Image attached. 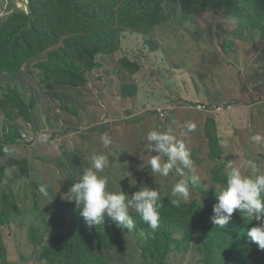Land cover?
<instances>
[{"label": "rangeland", "instance_id": "374dc122", "mask_svg": "<svg viewBox=\"0 0 264 264\" xmlns=\"http://www.w3.org/2000/svg\"><path fill=\"white\" fill-rule=\"evenodd\" d=\"M208 1L213 5L205 12L197 0H163L166 22L155 27V36L122 29L110 52L91 59L99 50L94 45L81 59L73 46L82 32L67 34L65 42L44 41V51L36 44L40 29L56 24L57 4L0 0V32L14 31L21 42L30 36L34 52L18 71L0 65V148L16 149L11 157L0 151V264H264V250L256 243L242 247L231 235L243 225L234 213L209 252L202 227L174 231L175 222L169 223L167 234L173 235L167 244L159 232L166 227L159 222L152 230L130 209L136 228L120 230L113 248L101 250L94 237L99 233L63 198L90 167L93 153L108 155L104 174L110 191L121 188L130 198L141 186L159 187L162 202L172 198L174 183L186 180L191 196L183 205L215 204V185L224 183L230 166L246 174L264 172V143L251 140L259 131L264 136L258 112L260 106L264 112V101L252 100L263 83L247 76V65H240L234 78L231 64L237 58L231 51L239 54L240 46L258 41L264 46V0ZM239 41L244 43L237 47ZM251 49L244 53L253 55L247 62L260 57V50ZM55 52L53 58L67 54L63 67L50 62ZM71 60L82 68L81 84L71 83L64 72L54 75ZM260 60L264 66V56ZM258 116L259 127L240 133ZM189 123L196 129L185 134ZM152 130H170L184 142L193 168L178 165L182 174L174 167L168 178L152 176L148 160L155 153L147 148ZM41 134L49 140L39 142ZM104 134L112 141L107 148L100 140ZM9 169L12 174L6 175ZM192 177L199 182L193 185ZM42 185L47 197L39 192ZM70 236L74 243L65 249ZM78 252L85 255L81 261Z\"/></svg>", "mask_w": 264, "mask_h": 264}, {"label": "clouds", "instance_id": "9594fccd", "mask_svg": "<svg viewBox=\"0 0 264 264\" xmlns=\"http://www.w3.org/2000/svg\"><path fill=\"white\" fill-rule=\"evenodd\" d=\"M195 129L196 125L189 123L186 125L185 134L191 133ZM37 139L39 142H47L49 137L46 134H41ZM100 140L105 148L112 143L107 134L102 135ZM251 140L256 144H262L264 143V136L256 134L251 137ZM147 142L148 151L155 153L148 160V167L152 176L168 178L174 167L182 174V169L177 167L178 165H182L186 169L193 168L191 150L184 142L177 141L170 130L150 131L147 134ZM0 151L5 156L11 157L16 149L4 145ZM163 156H167L166 162H162ZM90 162V167L83 171L79 180L72 183L63 197L65 200L75 203L87 226L103 227L107 216L121 230L132 232L136 228L134 219L130 215V209H132L152 230L159 227V210L161 207L159 187L141 186L129 198L121 188L118 191L108 189L109 177L104 174L110 166L107 154L93 153L90 156ZM249 167L253 166L249 165ZM230 168L224 183L221 186L215 185L217 202L213 205L210 221L223 229L231 220L233 213L237 211L244 220L250 223L253 220L257 221L258 223L248 230L247 235L252 242L264 250V172L256 169L254 174H246L241 171L239 166H230ZM127 172L132 175L129 171ZM11 174L12 169H9L6 175ZM125 177L128 176L125 175L120 181ZM198 182L199 177L191 178L193 185ZM132 185L135 186L136 183ZM39 192L44 197L49 195L47 188L43 185L39 188ZM170 195L172 197L170 203L173 205L178 206L182 200L188 201L191 196L189 182L179 180L174 183Z\"/></svg>", "mask_w": 264, "mask_h": 264}, {"label": "trees", "instance_id": "16d2710c", "mask_svg": "<svg viewBox=\"0 0 264 264\" xmlns=\"http://www.w3.org/2000/svg\"><path fill=\"white\" fill-rule=\"evenodd\" d=\"M197 1H200L202 5V10H199L205 12L211 11L210 7L213 5V2L208 0ZM47 2L57 4L60 8L58 20L55 25L40 29L36 38L38 48L44 51V41L50 43L55 37V39L65 42L64 37L67 34L82 32L79 36V41L77 42L76 40L73 46V54L78 55L81 59V54L89 53L90 47L94 45L99 50L90 54L91 59L97 53L110 52L114 48L122 29L140 32L145 37H149L147 34L155 36V27L157 25L166 22L161 9L163 0H47ZM71 2L74 4V12L70 13ZM233 2H236V0H233ZM227 5H232V3H227ZM30 40V36L23 37L21 42L19 36L14 37V31L0 32V65H5L8 71H18L22 62L28 56L32 57L34 55ZM55 54L56 52L50 55V62H56L63 67L67 54L61 53L53 58ZM92 67L93 65H88L89 69ZM63 69L54 75L62 77L64 76V72L66 76L68 75L74 79L71 83H82V73H80L82 72V68L79 66V62L75 63L71 60L70 64ZM171 199L167 198L159 202L161 205L159 210V222L161 226L165 228L169 223V225H173L172 222H175V225H173L174 231L177 227H202L205 233L208 234V241H211L207 247L208 251L211 252L214 244L220 240V235L226 230V227L221 229L210 221L214 204H211L212 202L198 204L196 201H193L188 205L179 204L177 206L170 203ZM234 214L240 215L238 211L234 212ZM241 218L243 225L239 230L234 232L235 236L232 233L231 235L236 242L243 243L242 247H246L249 244L253 245L254 242L250 240L247 233L258 222L253 220L250 223L244 220L243 217ZM167 227L162 231H158L161 234V240H165L168 244L173 234H167ZM94 228L99 233L97 236L95 233L94 236L97 242V249L111 250L121 229L107 216L105 217L103 227L97 226V228ZM68 239L70 240L65 249L71 243H74V236H70ZM159 244L160 240L157 239V245ZM77 257L81 261L85 255L78 252Z\"/></svg>", "mask_w": 264, "mask_h": 264}, {"label": "crops", "instance_id": "0c3cea01", "mask_svg": "<svg viewBox=\"0 0 264 264\" xmlns=\"http://www.w3.org/2000/svg\"><path fill=\"white\" fill-rule=\"evenodd\" d=\"M241 43H244V42H240L237 44V47L241 44ZM253 48V49H256V50H260V52L258 53L260 57H263L264 56V46L261 44L260 41L256 42L255 44L251 45V44H248L247 46H240V50H239V54L236 52L238 51V49H236L235 51H231L233 52L234 56H236L239 60H238V63L236 61V59H233L232 61L235 63H231L233 66H232V69H233V72H234V78H239V72H240V65L241 66H245L247 65L246 67L248 68V71H249V75H247L248 77H253L255 81L259 80L261 81L260 83H258V85H261L263 83V88H261L259 90L260 93L259 96H254L252 97V100H259L260 101H264V66L262 64V61L260 60V57L259 59H256L254 58V61L252 62H247L246 59L249 60V57L253 56V55H244V53H246L248 50H249V47ZM250 48V50L252 51V49ZM249 50V51H250ZM255 57V55H254ZM247 62V64H246ZM251 63V64H250ZM237 85V84H236ZM246 85L248 86L249 84L246 83ZM252 100L249 99V101L251 102ZM260 110L258 111L259 114H262V119H264V112H263V109L259 108ZM257 119L259 121H257ZM260 126V118L259 116L256 117V119H253L252 123L248 125V127L245 129V130H240V133L242 132H246L247 129H250V128H256V127H259ZM262 131H259L257 132V134L261 133ZM220 140V139H219ZM236 143L238 145H240V142H239V137L236 139Z\"/></svg>", "mask_w": 264, "mask_h": 264}]
</instances>
